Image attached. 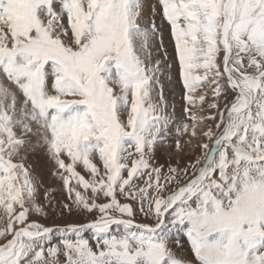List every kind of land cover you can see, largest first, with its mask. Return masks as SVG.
Wrapping results in <instances>:
<instances>
[{"label":"snow or ice","instance_id":"1","mask_svg":"<svg viewBox=\"0 0 264 264\" xmlns=\"http://www.w3.org/2000/svg\"><path fill=\"white\" fill-rule=\"evenodd\" d=\"M145 6L0 0V264H264V0H155L147 19ZM173 130L177 152L188 136L200 155L165 170L155 151ZM36 148L59 215L93 219H31L58 203L54 188L39 200Z\"/></svg>","mask_w":264,"mask_h":264},{"label":"rangeland","instance_id":"2","mask_svg":"<svg viewBox=\"0 0 264 264\" xmlns=\"http://www.w3.org/2000/svg\"><path fill=\"white\" fill-rule=\"evenodd\" d=\"M155 3V0H146V6L144 8V16L145 18L150 17L151 5ZM157 23H159V18H157ZM164 44L168 49L169 53L172 51V43L171 38L166 30L164 32ZM173 79H176V66L173 65L172 71ZM165 89L164 94L169 104V113L172 112V106L175 108V117L179 119L184 118V108L186 106L185 101L183 100V88L177 83H169L167 79L164 80ZM211 86H206L205 89H200L197 92L208 91V100L209 102L212 99ZM231 99V97H229ZM223 103V101H221ZM199 105L196 108H193V111H196ZM209 109L207 108V104L204 105L203 113L198 112L197 115H208ZM213 121H205L204 123L197 126V132H201L206 129L207 126L213 125ZM176 139L177 136L175 131L173 130L169 136L167 137L166 143L159 144L155 151V160L154 163L157 165H163L165 170L169 165L177 166V162L179 161V167L183 168L189 161L193 160L196 156L200 155V149L195 147L199 141L192 139L191 143H185V141L189 140L190 137L184 136L181 138V144L183 147V152H177L176 150ZM26 165L30 167L32 170V174L41 182L40 187V197L39 200L41 203L47 204V201L43 199V194L46 189L54 188L56 191L53 193L57 200V210L53 212L51 209H46L48 215L45 216H37L36 214H32L31 219L37 220L39 223L45 226H54L60 225L63 226L66 223H87L91 219H93L92 215H84V214H74L69 216L67 213L64 215H59L60 204L65 201L64 193L60 190L59 181L51 175L52 166L48 161L46 154L40 148H36L35 150L30 149L26 153ZM138 222H143L144 218L139 213L136 217ZM53 243H57V241H53ZM178 256H183L186 254V246L185 249H174Z\"/></svg>","mask_w":264,"mask_h":264}]
</instances>
